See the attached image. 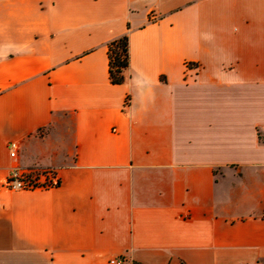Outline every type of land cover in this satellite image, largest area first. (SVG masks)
<instances>
[{
  "label": "crops",
  "instance_id": "obj_1",
  "mask_svg": "<svg viewBox=\"0 0 264 264\" xmlns=\"http://www.w3.org/2000/svg\"><path fill=\"white\" fill-rule=\"evenodd\" d=\"M113 258L264 264V0H0V264Z\"/></svg>",
  "mask_w": 264,
  "mask_h": 264
},
{
  "label": "trees",
  "instance_id": "obj_2",
  "mask_svg": "<svg viewBox=\"0 0 264 264\" xmlns=\"http://www.w3.org/2000/svg\"><path fill=\"white\" fill-rule=\"evenodd\" d=\"M108 56L110 81L113 84H121L125 80L124 72L129 66V40L127 35L110 43Z\"/></svg>",
  "mask_w": 264,
  "mask_h": 264
},
{
  "label": "built area",
  "instance_id": "obj_3",
  "mask_svg": "<svg viewBox=\"0 0 264 264\" xmlns=\"http://www.w3.org/2000/svg\"><path fill=\"white\" fill-rule=\"evenodd\" d=\"M9 147L11 151V156L15 157L18 150V142L12 141L9 144ZM54 184H57V179L54 176H52L51 179L41 183L40 181H38L37 178H34L32 176H25L18 167L12 169L8 178V186L13 189L34 187L38 185L51 186ZM109 264H128V262L125 258H113L110 259Z\"/></svg>",
  "mask_w": 264,
  "mask_h": 264
}]
</instances>
